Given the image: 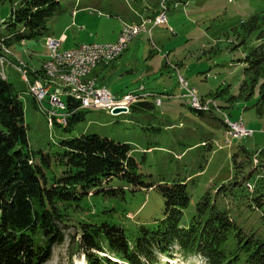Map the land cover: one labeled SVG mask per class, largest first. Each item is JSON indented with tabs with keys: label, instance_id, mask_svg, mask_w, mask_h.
Masks as SVG:
<instances>
[{
	"label": "rangeland",
	"instance_id": "rangeland-1",
	"mask_svg": "<svg viewBox=\"0 0 264 264\" xmlns=\"http://www.w3.org/2000/svg\"><path fill=\"white\" fill-rule=\"evenodd\" d=\"M21 1L0 0V22L3 23L0 33L10 31L4 21ZM162 3L163 7L169 6L167 21L154 23V14L163 8ZM86 4L94 7L86 8V12H94L100 19L97 30L100 36H111L124 23L141 22V16L147 18V14H151L147 29L139 33L129 31L127 47L118 56V59L123 58L122 65L103 67L98 64L90 73V76H96L98 87L107 85L118 97L128 92L141 96L132 101L126 112L84 108L85 118L72 130H66L64 124L51 125L53 121L48 120L47 112L27 92L28 80L18 67L19 60L27 64L31 78L36 75V70L27 58L35 57L39 66L43 59L41 74L45 77L44 62L51 49L44 35L16 41L0 56V75L10 77L21 91L30 145L53 152L58 148L60 138L83 132L126 140L133 146L132 154L146 181L155 185L174 180L187 182L191 201L184 209L183 221L192 218L198 201L209 194L221 207H227L235 219L236 226L227 241L230 249L238 248L244 242L252 247L261 244L264 223L260 217L264 219V201L259 204L253 196L261 194L264 187L251 192L244 183L239 185L242 184L239 180L249 174L248 180L253 182L262 170L260 166H264L261 79L252 85L245 69L248 63L243 60L247 46L253 41L258 42L263 37L261 33L264 35L263 28L257 30L264 23V16H260L263 18L257 22V29L251 32L244 28L243 21L256 12H263L264 0H166V3L165 0H61L59 9L47 20L48 29L59 28L67 12ZM165 7L162 10L166 11ZM72 27L78 29L80 24L74 21ZM88 29L96 31L95 28ZM32 49L37 53L31 51L30 56L28 51ZM260 72L263 77L264 63ZM181 75L187 80V86L181 83ZM245 79L249 81L244 85ZM29 81L33 82V79ZM194 93L201 99H209L210 108L195 107L191 98ZM62 98L68 99L65 94ZM226 115L245 122L252 134L231 136L229 142L224 123ZM241 116L243 118L239 119ZM248 153L252 156L250 160ZM256 153L260 160L259 170L253 160ZM246 158L242 166L240 163ZM54 171L60 172L61 165L53 163L50 172ZM127 186L122 196L96 194L86 201L94 210H102L111 202L116 208L115 215L122 216L126 230L131 234L137 225L153 224L163 216L165 198L154 186ZM87 216L85 209L71 216L64 225V240L53 245L50 257L43 264H89L87 255L77 243L80 236L78 220ZM100 253L122 261L108 249ZM156 253L152 264H206L204 256L184 253L174 242L169 244L166 252Z\"/></svg>",
	"mask_w": 264,
	"mask_h": 264
},
{
	"label": "trees",
	"instance_id": "trees-1",
	"mask_svg": "<svg viewBox=\"0 0 264 264\" xmlns=\"http://www.w3.org/2000/svg\"><path fill=\"white\" fill-rule=\"evenodd\" d=\"M60 2L22 0L4 21L10 31L0 33V55L16 41L44 35L47 20L59 9ZM163 11L164 17L166 11ZM262 15L264 11L252 14L243 21L244 28L250 32L256 30ZM262 28L264 23L257 30ZM260 36L263 37L258 42L247 46L243 60L248 63L245 69L252 85L261 79V101L264 100V76H260L264 63L263 33ZM248 81L245 79L243 84ZM69 106L73 108L75 104L70 102ZM85 115V109L74 111L64 128L72 130ZM57 144L53 152L30 145L21 91L9 78L0 75V264H43L50 257L53 245L64 240V225L83 209L88 216L78 220L77 243L89 264H152L156 251L166 252L172 242L184 253L204 256L206 264H264V239L254 247L246 242L235 249L227 246L229 234L236 226L235 219L227 207H221L209 194L198 201L192 218L183 221L184 209L191 201L187 182L174 180L155 185L146 181L130 142L97 132H83L64 136ZM251 157L248 153L247 158ZM247 158L241 161L242 166ZM53 163L61 165L60 172H50ZM259 166H256L258 170ZM260 167L262 170L253 182L248 180L249 174H244L239 185L244 183L251 192L264 187V166ZM127 184L154 186L165 198L163 216L153 224L137 225L131 234L122 216L115 215L116 208L111 202L102 210H94L86 201L96 194L122 196ZM263 195L264 191L253 197L261 204ZM260 220L264 223L262 217ZM104 249L112 251L121 263L109 254L101 255Z\"/></svg>",
	"mask_w": 264,
	"mask_h": 264
},
{
	"label": "built area",
	"instance_id": "built-area-1",
	"mask_svg": "<svg viewBox=\"0 0 264 264\" xmlns=\"http://www.w3.org/2000/svg\"><path fill=\"white\" fill-rule=\"evenodd\" d=\"M164 21L166 19H161L160 12L156 16L155 22ZM143 27L141 24H126L120 37L115 41H85L68 48H61V40L53 35H48L46 44L51 49V53L44 64L48 65V58H55V65H48L50 68L49 77L40 75L34 78L33 82L29 81L28 65L19 60L18 67L29 81L30 91L39 95V100L45 101L49 120L67 123L69 115L79 107H102L110 111L119 106L128 109L132 101L139 98L138 94L131 92L126 93L123 97H118L109 87H98L95 80L88 78L87 75L97 63L109 64L116 59L127 47L129 31L139 32ZM180 79L181 83L187 86V80L183 75ZM62 94L67 95L72 103H76L73 109H68V103L63 100ZM191 98L192 104L197 108H209L210 106L209 101H203L196 93ZM241 118L243 117L241 116L239 119ZM226 120L228 133L235 136L252 133V129L248 128L245 122L238 119L231 120L229 117ZM248 185L253 186L251 182H248Z\"/></svg>",
	"mask_w": 264,
	"mask_h": 264
},
{
	"label": "crops",
	"instance_id": "crops-1",
	"mask_svg": "<svg viewBox=\"0 0 264 264\" xmlns=\"http://www.w3.org/2000/svg\"><path fill=\"white\" fill-rule=\"evenodd\" d=\"M91 5L92 4H86V5L82 6V7H74V8H72L71 9L72 10L71 13L67 12V17H65V15L63 16V20H64L63 24L59 28L53 26V30L47 29L46 33L44 34V37L46 38V35L52 34V35L60 38L61 39V45H60L61 48L73 47V46L78 45L79 43L85 42V41H97V40H99L100 42H109V41H115V40L118 39L119 35L121 34V31H122L123 27L126 24H141V25L144 26L143 28L140 29V30H142V29H147V26H146L147 24L146 23L150 22L152 20L151 14H147V18H143L141 16V18H140L141 22L124 23L123 26L121 25V28H119V29L117 28V30L114 31L113 35H111V36H105V35L100 36L97 33V30L99 28V23H100L99 17L97 15H95L94 12H86V8L90 7ZM91 8L94 9V7H90V9ZM159 11L160 10L158 9L155 12V14L158 13ZM70 20H71V22H70ZM74 21H77L80 24V27L78 29L72 27V23ZM143 21H145V23ZM88 28H95L96 31L89 30ZM14 51H15V53L18 56H21L18 50L15 49ZM31 51H34V53H37V51L34 50V49L29 50L28 53L30 54V56L32 54ZM46 55H47V52H46L45 56ZM27 60L30 62V64L33 65V68L35 70L36 69L37 70L41 69L42 63H43L42 62L43 59L40 60V66L37 64V61H36L35 57L33 59H28L27 58ZM117 63L122 65L124 63L123 62V58L121 57L120 59H118V57H117L115 60H113L109 64H104V63H101V62L97 63L93 67V69L96 66H98V64H101V66H103V67H107V66H110V65H113V67H115V66H117ZM90 73L87 75V77L94 79L95 82H96V80H97L96 76L92 77V76H90ZM8 78L10 79V77H8ZM26 88H27V92H29L28 91V85H26ZM32 97H33V100L36 103L37 101L35 100L33 95H32Z\"/></svg>",
	"mask_w": 264,
	"mask_h": 264
},
{
	"label": "bare ground",
	"instance_id": "bare-ground-1",
	"mask_svg": "<svg viewBox=\"0 0 264 264\" xmlns=\"http://www.w3.org/2000/svg\"><path fill=\"white\" fill-rule=\"evenodd\" d=\"M164 9V8H163ZM164 12V11H163ZM161 19H166V15L163 17V13H161ZM49 62H48V65H55V58H50L49 60H48ZM48 65L47 64H45V66H46V68H47V70H46V75H45V77H49L50 76V68L48 67ZM45 66H44V68H45ZM31 71L30 70H28V72H27V74L28 75H31ZM35 96H36V98L38 99V101H39V103L41 104V105H43V106H45V101H42V100H39V95H37V94H35ZM38 103V104H39ZM114 110V109H113ZM113 110H111V111H113ZM45 111L47 112V114H48V111L45 109ZM126 112V111H125ZM115 115V114H114ZM55 121V120H54ZM53 121V122H54ZM58 121V120H57ZM52 122V123H53ZM51 123V124H52Z\"/></svg>",
	"mask_w": 264,
	"mask_h": 264
},
{
	"label": "water",
	"instance_id": "water-1",
	"mask_svg": "<svg viewBox=\"0 0 264 264\" xmlns=\"http://www.w3.org/2000/svg\"><path fill=\"white\" fill-rule=\"evenodd\" d=\"M126 109V107H116L115 109H114V111L115 112H118V111H120V110H125Z\"/></svg>",
	"mask_w": 264,
	"mask_h": 264
}]
</instances>
